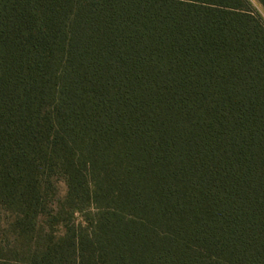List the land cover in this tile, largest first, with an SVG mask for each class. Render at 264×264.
<instances>
[{
    "label": "trees",
    "instance_id": "trees-1",
    "mask_svg": "<svg viewBox=\"0 0 264 264\" xmlns=\"http://www.w3.org/2000/svg\"><path fill=\"white\" fill-rule=\"evenodd\" d=\"M251 8L0 0V264H264Z\"/></svg>",
    "mask_w": 264,
    "mask_h": 264
},
{
    "label": "rangeland",
    "instance_id": "rangeland-1",
    "mask_svg": "<svg viewBox=\"0 0 264 264\" xmlns=\"http://www.w3.org/2000/svg\"><path fill=\"white\" fill-rule=\"evenodd\" d=\"M251 4V11H253L254 15L264 24V9L262 6L258 3L257 0H248ZM58 190H59V196L63 197L66 193V186L65 183L60 181L58 183Z\"/></svg>",
    "mask_w": 264,
    "mask_h": 264
}]
</instances>
